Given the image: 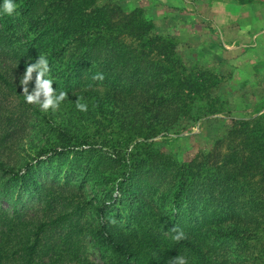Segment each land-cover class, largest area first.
<instances>
[{
    "label": "trees",
    "instance_id": "1",
    "mask_svg": "<svg viewBox=\"0 0 264 264\" xmlns=\"http://www.w3.org/2000/svg\"><path fill=\"white\" fill-rule=\"evenodd\" d=\"M15 2L0 15V199L13 205L0 207V264H97L89 245L102 264H264V113L172 156L154 139L226 110L221 75L186 63L130 1ZM40 54L69 97L27 158L20 141L42 117L20 79Z\"/></svg>",
    "mask_w": 264,
    "mask_h": 264
},
{
    "label": "rangeland",
    "instance_id": "2",
    "mask_svg": "<svg viewBox=\"0 0 264 264\" xmlns=\"http://www.w3.org/2000/svg\"><path fill=\"white\" fill-rule=\"evenodd\" d=\"M143 6L155 22L156 31L177 40V50L186 63L198 64L223 77L221 92L227 100L222 113L194 122L179 134H160L157 140L175 157H187L209 149L215 134H222L230 118H249L264 113V0L238 3L237 0H124ZM38 123L29 128L20 141L21 155L34 156L46 144L51 125L61 116L51 109L42 112ZM214 118H220L214 122ZM212 135V136H211ZM54 166V165H53ZM45 167L44 172H48ZM50 172L52 170L50 169ZM66 172L64 169L63 173ZM57 171H53V175ZM62 173L61 177L64 176ZM1 209L11 210L12 203L0 199ZM20 207V203L16 204ZM87 255L102 264L99 251L87 247Z\"/></svg>",
    "mask_w": 264,
    "mask_h": 264
},
{
    "label": "clouds",
    "instance_id": "3",
    "mask_svg": "<svg viewBox=\"0 0 264 264\" xmlns=\"http://www.w3.org/2000/svg\"><path fill=\"white\" fill-rule=\"evenodd\" d=\"M17 10L15 0H0V15L12 16ZM51 67L47 55L40 54L35 62L27 64L26 70L20 79V85L23 88L24 100L27 104L38 105L42 112L50 109L55 111L60 108L61 104L68 99L69 94L66 91L53 88L54 79L49 75ZM35 73V77L33 76ZM103 79L102 74L95 77ZM33 82L32 90L29 91V84ZM75 108L80 112L88 111V104L81 102L77 97ZM184 237V233L178 232L173 238L177 241ZM173 264H186L183 257H177Z\"/></svg>",
    "mask_w": 264,
    "mask_h": 264
}]
</instances>
